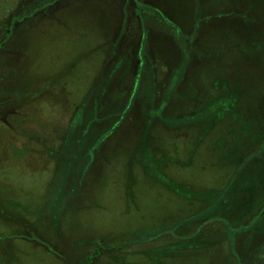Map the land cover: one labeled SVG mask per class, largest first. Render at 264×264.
Returning a JSON list of instances; mask_svg holds the SVG:
<instances>
[{
	"label": "rangeland",
	"instance_id": "obj_1",
	"mask_svg": "<svg viewBox=\"0 0 264 264\" xmlns=\"http://www.w3.org/2000/svg\"><path fill=\"white\" fill-rule=\"evenodd\" d=\"M177 1L188 3L176 9L182 19L181 12L194 10L201 0L169 2ZM46 2L0 0V264H85L101 246L109 251L91 264H264V240L260 228L252 227L260 210L246 213L243 207L238 213L229 190L225 197L238 165L222 160L242 158L244 171L256 164L251 155L258 143L249 151L226 133L231 120L246 117L247 105L257 109L264 100L262 53L253 54L259 74L250 73L243 84L234 77L230 96L205 103L208 114L173 124L170 118L190 108L174 101L175 111L161 115L160 101L151 105L156 102L149 97L152 85L157 99L175 94L160 76L174 73L165 64V50L154 54L148 41L144 54L139 46L143 31L135 21L134 0H78L68 7L70 0L65 7ZM123 18L129 25L126 38ZM233 21V16L224 20L222 30L234 27ZM241 23L237 34L257 31L261 24ZM169 36L174 42L167 44L168 60L187 64L176 49L178 30ZM115 38L121 39L117 52L109 42ZM140 48L148 73L140 69ZM198 54L188 67L202 72H183L180 81L191 83L209 70V57ZM137 76L146 108L137 96L119 127L104 131L119 105L129 103ZM217 93L212 89L198 100H212ZM147 108L155 111L148 116ZM252 138H259L256 131ZM254 191L255 196L263 192ZM201 210L204 216H198ZM237 217L247 227L237 226ZM41 237L48 238L46 245Z\"/></svg>",
	"mask_w": 264,
	"mask_h": 264
},
{
	"label": "trees",
	"instance_id": "obj_2",
	"mask_svg": "<svg viewBox=\"0 0 264 264\" xmlns=\"http://www.w3.org/2000/svg\"><path fill=\"white\" fill-rule=\"evenodd\" d=\"M49 1H53L52 2L53 4L56 3L60 5V4H64V1L66 0H49ZM70 1L73 2V0ZM124 1H126L127 4L130 2V0H124ZM134 1H135L134 11L136 14V18L140 20L143 29V34H141L142 39L140 46L141 48L144 47V54H146L148 48L147 47L148 41H151L153 43V48L150 49L154 54L155 53L159 54V52H161L162 49L165 50V54L163 55L164 59H167L166 61L167 63L165 64H167L166 66H168V68H171L172 73H174L169 77H166L167 75L165 76L164 74L160 73V76H162L161 80L164 83L171 84L169 89L170 93L172 94L175 93V94L170 98L164 99L165 97L164 96L157 99L156 98L157 93L155 90L156 85H152L153 86L152 90H154L153 91L154 93L151 92V95L149 97L155 99L156 102L151 105L154 106L155 104H157V101H160L159 102L160 107L157 110H159V113L161 115L164 113L166 114L175 111L177 106L173 107V104H171L174 103V101H179L180 105H185L186 107L190 108L189 110L184 111L183 114H180L177 117H174L173 119L170 118L171 120H168V122L170 121L169 123L174 122L176 124H181V123L186 124V122H184L186 119H183V117L186 116L195 117V120L200 117H203L204 116L203 113L206 112V114H208V107L205 105L206 102L209 101L212 103L214 100H217L218 103L220 100L222 99L224 100L226 96H230V90L232 91L231 86L234 85L233 82L234 77L235 80L242 79V84H243L248 80L246 78L248 77V75L249 76L251 75L250 73H253V75L255 76L256 73H258L259 69L256 68L258 61L254 59L255 56H253V54L257 52H259V54L262 53V57L264 58V27L262 28V26H264V0H201L199 1L200 5L195 7L196 10L195 9L193 10L191 8L192 11L190 10L189 12H185L186 14L184 15L183 12H181L182 19H180L179 12H177L176 9L180 7V5L183 4L188 5L187 2L177 1V3L170 4L169 1L171 0H163V1L134 0ZM101 2H99V4ZM46 4H47L46 0H42V3L39 6ZM67 4H70V2ZM258 8H260L261 10L258 11ZM250 12H252L254 15L249 14ZM103 15H101V17H103ZM187 16H189L190 19H188ZM229 16H233L234 18L233 21L234 27H231V29L227 31H223L221 27L222 25L224 26V24L222 22L226 19L229 20ZM217 17H220L222 21L218 22ZM243 20L250 21L252 25L254 24L253 25L254 27L256 23H258V25L260 23L261 24L257 29V31L256 28L254 29L251 28V32H249L248 34H244V31L243 32L238 31L240 34L239 35L234 32L235 27L236 25L243 24L241 23ZM101 23L103 25L106 24V22L104 21H102ZM185 27H187L188 29H185ZM120 28L121 31H123V38H124L126 36L125 33L127 31L126 18L122 19ZM150 28H152L151 31ZM177 30L179 34V41L177 40L176 42V49L179 52L180 56L183 57V59L186 58L189 60L187 64H185L183 60L178 62L177 64H174L170 60H168L170 51L168 50L167 44H169L170 42H174L173 38L170 37L169 34H173ZM145 31L147 32L145 33ZM119 36L122 35L119 34ZM120 40L119 38H115L109 41L111 42L110 46L112 48V51L114 52L118 51V47H119L118 42ZM157 45L159 46L157 47ZM190 47H192V49H190ZM141 48L138 51V58L140 60V69L146 67L148 73L150 72L149 66L147 65L146 61L145 62L141 61L142 59L140 55ZM166 50L168 51V53L166 52ZM227 50L231 53H229ZM196 51L197 54L199 51L200 55L198 54L196 57L200 56L199 57L200 59L203 58L204 53L206 54V56L209 57V59H207L206 62L208 63L210 61L208 65L209 72L208 71L204 72L202 78L200 75L196 80L191 78L193 80L191 82L192 84L182 82L184 79L182 81H180V79H182L184 75L183 72H186L187 74H192L196 71L202 72L201 69L199 68H196L195 70H190V68L188 67L190 65L189 62L191 60V57L196 54ZM240 54L242 55L245 54V58ZM160 56L161 55H159L158 62H160ZM230 57H234L233 61L230 60ZM211 60L213 64L211 63ZM230 61H232L233 66L236 67L233 70V73L232 70L229 69ZM128 62L130 61L127 60V57L125 55L124 56L125 65L130 64ZM227 63H228V67H225L223 64L226 65ZM162 66L163 65L159 67L160 71H163ZM182 68L184 69L183 71ZM239 69H242L244 74L239 75L240 72ZM139 78H140L139 76L136 77L137 80L135 81L134 87L131 91V95L129 96L130 97L128 100L129 103L126 102L124 105L123 103L119 105L120 109L117 108L119 110L114 116L115 121L111 122L109 127L108 128L106 127V130L104 131L107 130L114 131L115 129H117V127H119L118 125L122 122V120L128 116L133 103H135L136 97L138 96L137 97L138 100L139 98L140 100L144 98V95L138 94L140 92L138 86L140 80ZM150 78L155 83L159 82L157 76L153 74L150 76ZM180 83L181 86L179 85ZM237 86H241V85H237ZM212 89L218 90L220 94L218 95L217 93V96L215 98L212 97V100L207 99L204 102H200L198 100L199 97L202 98L201 95H206ZM188 93L191 95V97L187 99L186 96ZM219 96H221L222 98ZM233 99L238 100L239 98L235 97ZM150 100L151 99H149V101ZM143 103L144 101L142 100L141 105L143 106V109H145L147 104L144 103L143 105ZM231 103L234 109L235 105L233 104L232 101ZM247 106L248 107L243 112V113L245 112L247 113L246 117L243 114V116L231 120V122L229 123L228 130L226 133V138H230L234 141H238L239 145L242 144L246 148V150L249 151H251L249 147L250 145H252L253 143H258L257 148L255 150L253 149L254 151H252L253 154L251 155L252 156L251 159L253 158L254 163L256 164L251 168V170L244 171L241 169V167H239L242 158H238V160L235 163L229 158L222 159L223 161L229 162L232 167L238 165L237 171L235 170L236 168L233 167L232 173H230L229 175L228 179L231 181L225 186L226 189L225 197L226 198L228 197L227 192L229 190L232 194V197L236 199V203L239 204L238 207H240L241 209L238 213H241V211L243 212L242 209L243 207L247 209V211H245L246 213H248L250 210L257 208L258 210H260L256 218L253 220L252 227H256V229L260 228V233H258V235L261 239L264 240V100H261V102L258 103L257 109H253L254 107L251 106L250 104ZM146 111L148 112V108ZM154 111L155 110L148 112V116ZM226 116L227 115L216 118H224ZM247 117H249L248 121L246 120ZM92 122H93V118H92ZM150 127L151 124L149 125L148 129H150ZM238 128L243 130L242 133L236 132ZM254 131H256L259 138H255V139L252 138V134ZM242 138H244L245 140L244 142L242 141ZM260 141H261V146H259ZM161 149L162 151L164 150L163 148H161L160 145H157L155 148V150L158 153L162 152V151L159 152V150ZM256 173L259 174L258 176H261V178L263 179V183H259L255 179ZM254 189L261 190L263 192L258 193V196H255ZM221 195L222 194H220L219 198H221ZM221 214L226 218L228 217L230 218L228 211L224 210L222 211ZM204 215L205 214H202V210L198 212V216H204ZM239 218L240 217H237L238 221L236 222V225L240 227H247L246 225H243L241 223V221H243L244 218L241 219ZM106 250H107L106 247L101 246L99 249L95 251V253H93V256L89 257V259L85 264H91L94 258L100 256L102 252ZM262 252H264V249H262Z\"/></svg>",
	"mask_w": 264,
	"mask_h": 264
},
{
	"label": "crops",
	"instance_id": "obj_3",
	"mask_svg": "<svg viewBox=\"0 0 264 264\" xmlns=\"http://www.w3.org/2000/svg\"><path fill=\"white\" fill-rule=\"evenodd\" d=\"M78 0H76V1H73V3L72 2H70V4H80V2H77ZM70 4H67V7L68 6H72V5H70ZM61 5V4H60ZM66 5H64V7H65ZM135 21H136V24L137 25H139V28H141V30L143 31V29H142V25H141V22H140V20H138V18H136L135 19ZM106 22V26L108 27V22L107 21H105ZM128 22H127V31H129L128 30ZM102 27H104V26H102ZM127 31H126V33H127ZM125 33V34H126ZM116 36V35H115ZM127 36H130L129 34H126V36H125V38L127 37ZM109 37H110V35H109ZM111 40V39H110ZM140 43H141V40L139 41ZM140 43H139V46H140ZM136 78V77H135ZM48 240V238L47 237H45V238H43V237H41V239L40 240H38V241H40L42 244H44V245H46L47 243H46V241ZM42 247H43V245H42ZM44 248V247H43ZM3 249V248H2ZM4 250V249H3Z\"/></svg>",
	"mask_w": 264,
	"mask_h": 264
},
{
	"label": "flooded vegetation",
	"instance_id": "obj_4",
	"mask_svg": "<svg viewBox=\"0 0 264 264\" xmlns=\"http://www.w3.org/2000/svg\"><path fill=\"white\" fill-rule=\"evenodd\" d=\"M1 45H3V43H2ZM1 45H0V46H1Z\"/></svg>",
	"mask_w": 264,
	"mask_h": 264
}]
</instances>
